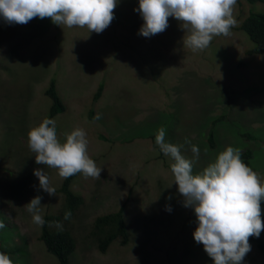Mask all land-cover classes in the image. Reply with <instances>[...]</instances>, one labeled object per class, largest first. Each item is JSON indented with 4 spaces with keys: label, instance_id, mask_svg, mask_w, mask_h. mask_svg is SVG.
<instances>
[{
    "label": "rangeland",
    "instance_id": "rangeland-1",
    "mask_svg": "<svg viewBox=\"0 0 264 264\" xmlns=\"http://www.w3.org/2000/svg\"><path fill=\"white\" fill-rule=\"evenodd\" d=\"M242 4L243 18L264 10ZM136 7L138 0H119L114 19L99 34L56 25L48 17L13 25L0 20V252L14 264H58L39 241L41 225L26 205L41 196L42 217L62 206L58 190L64 177L35 162L27 135L48 116L45 91L51 80L65 105L54 119L58 139L84 129L87 154L102 168L99 178L79 173L72 184L84 202L71 225L77 248L69 264H213L193 240L196 218L182 206L173 161L150 138L160 128L167 142L183 145L187 159L193 153L185 138L199 146L194 173L232 146L251 152L241 159L264 183V54L247 55L254 43L240 32L214 36L208 47L194 51L183 43L185 31L173 17L162 33L142 37ZM232 14L241 23L237 0ZM210 132L214 149L208 146ZM37 168L44 169L55 195L39 189ZM129 192V241L116 240L102 254L90 238L92 224L117 211ZM169 205L171 212L165 210ZM250 245L241 264H262L256 245Z\"/></svg>",
    "mask_w": 264,
    "mask_h": 264
},
{
    "label": "clouds",
    "instance_id": "clouds-1",
    "mask_svg": "<svg viewBox=\"0 0 264 264\" xmlns=\"http://www.w3.org/2000/svg\"><path fill=\"white\" fill-rule=\"evenodd\" d=\"M119 0H0V20L7 25L27 24L33 18L48 17L56 25L86 27L90 32H103L114 19L113 9ZM236 0H138L143 20L138 35L150 38L168 27V18L181 22L186 39L183 43L192 50H203L214 36L230 35L237 21L232 9ZM185 36V35H184ZM95 119L99 120L97 114ZM28 145L35 153V162L58 170L64 178L82 173L99 178L102 168L97 167L87 154V134L75 128L58 139L56 121L45 118L28 132ZM166 130L160 128L155 142L160 151L171 158V172L178 193L183 197L182 206L192 209L196 228L193 240L203 246L213 264H241L251 250L249 237L258 238L264 224L261 221V201H264V183L256 172L241 159L239 149L227 146L200 172H193V164L199 159L200 148L190 146L193 159L182 154L183 145L172 144L165 139ZM39 189L55 195L44 169H34ZM42 197L37 195L26 205L33 222L45 223L40 215ZM171 212V206H166ZM4 227L0 222V229ZM60 227V225H58ZM0 264H14L11 257L0 252Z\"/></svg>",
    "mask_w": 264,
    "mask_h": 264
},
{
    "label": "trees",
    "instance_id": "trees-1",
    "mask_svg": "<svg viewBox=\"0 0 264 264\" xmlns=\"http://www.w3.org/2000/svg\"><path fill=\"white\" fill-rule=\"evenodd\" d=\"M242 2L251 6H264V0H237L241 23H236L230 29V32L244 33L254 43V48L247 51V55H262L264 54V10L261 12L251 11L249 15L243 18L241 14L243 11ZM55 85V81L51 80L49 88L45 91V96L51 102L47 116L50 119H55L58 115L65 112V105ZM102 89L103 85L101 84L94 96V101L99 99ZM156 134L157 132L150 137L153 141H155ZM100 137L106 140L104 135ZM252 139L255 140V138ZM208 146L210 149L215 148L212 132L208 135ZM155 149L163 154L158 145L155 146ZM250 157L251 152L241 154V158L249 159ZM77 176H79V173L64 178L58 190L63 198L62 206L57 214L47 212L43 217L45 223L41 226L39 241L45 246L46 252L57 260L58 264H69V259L77 248V241L73 232H71V225L76 220L84 202L83 198L72 190V184ZM131 192H129L127 200L117 211L98 216L92 224L90 238L91 240L93 239L92 242L102 254H105L116 240L122 239L123 244H127L129 241L126 202L128 199L130 200ZM260 207L261 210L264 209V201H261ZM248 239L249 243L256 245L262 255V264H264V241L260 236L258 238L250 236Z\"/></svg>",
    "mask_w": 264,
    "mask_h": 264
}]
</instances>
